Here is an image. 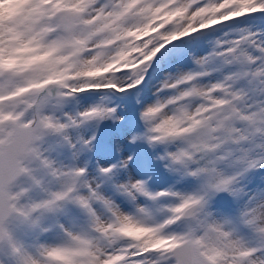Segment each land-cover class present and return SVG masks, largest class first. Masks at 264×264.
<instances>
[{"label": "snow or ice", "instance_id": "1", "mask_svg": "<svg viewBox=\"0 0 264 264\" xmlns=\"http://www.w3.org/2000/svg\"><path fill=\"white\" fill-rule=\"evenodd\" d=\"M225 4L31 0L24 29L0 24V264H264V0ZM159 16L197 19L191 28L173 20L139 41L147 47L135 72L59 85L54 103L53 86L34 88L49 78L62 48L97 30L131 39ZM9 33L17 47L43 52L46 64H10L16 49ZM104 42L95 36L89 46ZM82 93L112 97L116 106L94 101L70 113L67 106L83 101ZM117 94L131 100L143 131L130 129L122 144L101 148L84 128L124 120L129 105L121 106ZM193 95L199 98L177 108L176 101ZM196 120L202 127L191 135L170 131H191ZM24 125L54 128L71 163L32 147ZM141 146L150 158H141ZM158 181L167 186L153 190ZM129 229L144 235L130 236Z\"/></svg>", "mask_w": 264, "mask_h": 264}, {"label": "rangeland", "instance_id": "2", "mask_svg": "<svg viewBox=\"0 0 264 264\" xmlns=\"http://www.w3.org/2000/svg\"><path fill=\"white\" fill-rule=\"evenodd\" d=\"M237 2V0H226V7H231ZM251 2V0H248ZM221 8H217L216 12L221 11ZM216 12L208 13L205 12L204 15H215ZM236 13H233L235 15ZM197 17H184L183 19L176 20L175 17L166 18L164 16H159L157 19L151 21V23L147 26V29L138 34H133V38L129 39L127 36H116L110 30L100 31L97 30L94 32L93 37L95 36H103L105 37V41L103 44L96 45L95 48L90 47L91 39L84 41L83 43L77 44L75 47L67 46L62 48L59 52L55 54L56 63L54 67L51 69V73L49 78L43 79L42 83L34 86L37 91H43L48 88L50 85L53 86L49 95V102L54 103L57 93L60 92L59 85H63L64 87H69L70 82H78L90 79H97L100 77H104L108 72H112L115 74L117 71H121L124 69H128L129 71L135 72L139 69L140 65L144 63V61H140L137 63V57L139 55H143L144 49L147 47V43L141 47L139 46V41L145 40L146 37L154 36L156 33L160 31V28H163L166 24L172 23L173 20H176L177 24H183L185 20L188 21V27L191 28V25L196 22ZM159 20H163L164 23L159 24L158 27H152L153 24H157ZM215 22V21H214ZM219 27V26H218ZM109 37H111L109 39ZM13 38L8 39L9 46L11 48H15L14 52V60H10V64L14 65H26V66H35V65H45L48 57L41 52L38 48H34L31 46L28 47H17V41L12 40ZM11 40V41H10ZM13 42V43H12ZM151 43V41H148ZM136 45V46H134ZM119 49V51H117ZM95 51V55L88 59L85 56V53ZM198 52L203 51V48H198ZM31 54V55H30ZM206 54V53H205ZM19 55V56H18ZM44 57V59H41ZM18 61V62H17ZM20 61V62H19ZM87 65H106L105 67L98 68L97 70H91L87 72L80 71L81 68ZM47 74V71H46ZM53 80V81H52ZM51 81V82H50ZM53 82V83H52ZM111 86V85H109ZM155 89H153L154 91ZM26 91H31L28 89ZM47 94V93H46ZM84 99L83 101L74 102L68 105L69 112H80L84 109L93 105V102L100 103L101 100L104 105L108 106H116V100L112 97H93L89 93L80 94ZM119 98L121 106L123 104H128V111L125 113L124 120L120 123L113 125L112 122L106 121L99 127V129H94L92 127H85L83 134H95L98 136L99 145L101 148L104 145H111L115 143H123L125 136L127 135L130 129H136L137 131L142 132V127L139 126L137 122V113L131 107V100H124L121 94H117ZM199 97L193 95L191 97H181L180 100L176 101V106L178 109L183 110L181 101L186 102L188 104L191 103L193 99H198ZM36 99H40V97H36ZM146 99L151 100V95H146ZM218 107H223L220 105ZM189 112L191 109H187ZM211 110V109H207ZM23 115V113H21ZM203 113H201L202 115ZM19 118V117H18ZM194 118V117H193ZM3 123V122H0ZM183 123H187L184 121ZM9 125H5L7 129ZM202 127V122L196 120L195 128L192 125H188V128L191 131L186 130L182 125L177 128H170V131L175 135H191L192 131L199 130ZM213 127H216L213 125ZM33 128V139L32 147H35L39 150H44L46 155L58 163H62L68 165L71 163V154L69 149L62 147L60 145L59 139L54 137L53 134L55 132L54 128H46L43 126H36ZM97 131V132H96ZM91 132V133H90ZM45 134L46 140L39 144V147L36 146V137H41ZM75 134V133H74ZM100 137V138H99ZM6 140V137H5ZM34 142V143H33ZM45 142H47L45 144ZM41 145V146H40ZM41 148V149H40ZM136 151L140 154L141 158L148 159L151 157V153L144 146H141L136 149ZM97 156L108 160L113 159L114 154L106 155L103 151L97 150ZM153 170L159 173V165H154ZM136 174L143 176L145 174L144 170L141 167H136ZM166 182L158 181L151 184L153 190H163L166 187ZM130 231H137L135 229H129ZM144 235V233L134 234L133 236L140 238Z\"/></svg>", "mask_w": 264, "mask_h": 264}, {"label": "bare ground", "instance_id": "3", "mask_svg": "<svg viewBox=\"0 0 264 264\" xmlns=\"http://www.w3.org/2000/svg\"><path fill=\"white\" fill-rule=\"evenodd\" d=\"M30 2H31V0H0V24H7L10 27H15L18 25L21 29H24L25 25L28 22L27 17L25 16V11L27 9V6L30 4ZM22 18H23V21H22ZM10 38H12L11 33H9V35H8V39H10ZM42 140L43 141L46 140L45 134L41 136V139L39 141L36 140V146L37 147H39V144L42 142ZM32 141H34L33 137H32ZM46 143L47 142H45V144ZM136 233L140 234V235L142 234V232L138 233L137 231H130L129 235L133 236Z\"/></svg>", "mask_w": 264, "mask_h": 264}, {"label": "water", "instance_id": "4", "mask_svg": "<svg viewBox=\"0 0 264 264\" xmlns=\"http://www.w3.org/2000/svg\"><path fill=\"white\" fill-rule=\"evenodd\" d=\"M14 123V122H13ZM10 127V125H9ZM20 131L23 132L24 136L30 138L32 140V136H33V128L30 125H24L22 129H20ZM7 141V137L5 142Z\"/></svg>", "mask_w": 264, "mask_h": 264}]
</instances>
